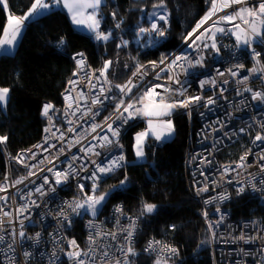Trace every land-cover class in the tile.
Masks as SVG:
<instances>
[{
	"label": "built area",
	"instance_id": "obj_1",
	"mask_svg": "<svg viewBox=\"0 0 264 264\" xmlns=\"http://www.w3.org/2000/svg\"><path fill=\"white\" fill-rule=\"evenodd\" d=\"M224 2L226 0H218V7ZM260 3L261 0H243L217 11L200 23L199 28L196 26L184 44L163 63L160 61L149 67L139 65L135 58L134 72L125 83L127 87L116 95L85 52L71 56L73 71L61 94V105L56 107L50 101L41 103L39 117L44 126L40 138L13 156L4 153L6 173L0 180V189H3L0 190V237L4 239L0 243V264H78V261L83 264H136L128 254L136 237L138 219L135 216L124 212L121 204H112L108 213L81 223L84 242H80L69 232L80 210L77 214L70 205L83 202L86 196H96L98 188L109 177L125 168L123 139L132 126L148 119L144 105L167 102L175 105L174 114L185 115L191 128L194 118L198 122L194 131L189 129L184 167L191 177L189 189L198 203L197 215L206 229L207 241L197 248L193 258H200L201 251L207 250L213 264H264V159L261 158L264 157V139L255 140L257 135L264 137V101L252 98L254 92L264 95V42L256 39L251 48L245 45L246 53L243 54V48L237 47L229 28L240 25L245 31L249 26L240 18L232 22L220 19L243 7L255 8ZM160 15L166 16L167 23L158 18ZM244 19H248L247 14ZM217 21L216 26L225 31L216 35L218 54L215 56L211 50L206 54L213 57L209 64L202 49L192 43ZM152 23L159 28L164 26L166 32L167 12L162 10ZM91 38L95 43L98 41L95 34ZM163 41L146 48L153 49ZM190 45L193 49L185 55L193 62L203 57V67H189L184 60L171 65V61L183 53V48ZM57 48L60 50V45ZM253 49L261 54L258 60L253 59ZM77 53H83L84 64L80 67L76 59L81 57L73 58ZM205 80L208 83L201 85ZM150 90L152 95H146ZM197 96L200 100L191 99ZM209 99L213 103L209 104ZM93 100L98 102L93 104ZM46 104L53 108L48 116H42ZM129 104L133 108L124 112ZM129 113L133 114L132 118H128ZM153 120L158 121V118ZM109 125L119 128L118 137L112 136ZM105 136L116 142L106 144L102 139ZM236 147L241 149L237 156L227 154L230 148ZM120 155L124 156L121 166L104 174L96 172L98 164L107 166L111 159ZM11 164L23 170L19 183L12 180ZM58 171H68L67 179H62L60 184H56L55 172ZM93 172L99 177L95 192L93 181L87 178ZM80 185H84V191ZM239 188L244 191L238 192ZM239 198L253 203L246 215L235 218L230 205ZM167 228L173 230V224ZM21 231L25 233L23 238L19 236ZM71 241H75V247ZM25 252L29 253L27 257ZM74 252L81 255L70 257L69 253ZM138 253L161 264L179 262L177 246L154 236L147 239Z\"/></svg>",
	"mask_w": 264,
	"mask_h": 264
},
{
	"label": "trees",
	"instance_id": "obj_2",
	"mask_svg": "<svg viewBox=\"0 0 264 264\" xmlns=\"http://www.w3.org/2000/svg\"><path fill=\"white\" fill-rule=\"evenodd\" d=\"M6 2L12 15L23 17L33 0ZM160 4L161 0H105L99 12L100 30L112 31V40L105 44L95 43L90 35L76 31L60 9L52 8L46 15L27 23L15 53L0 56V88L9 89L7 104L3 108L0 106V137H7L0 143V180L6 173L4 153L13 156L40 138L44 126L39 117L41 103L50 101L56 107L61 105V94L73 71L71 56L74 53L85 52L89 62L100 72L105 62L111 61L104 78L116 95L121 91L117 86L125 85L134 72L131 62L127 66L130 54H138V64L149 67L164 60L184 44L188 34L211 8V0H163V7H159ZM159 9L165 10L169 19L166 32L162 26L165 41L155 49L146 48L138 53L152 36L151 31L140 37L137 33L141 27L150 29L152 14H157ZM6 22L7 10L0 3V38ZM118 22L120 28H116ZM61 38L64 40L62 46L59 44ZM241 47L245 54L246 49ZM192 49L184 47L181 55ZM207 53L209 51L203 52L210 64L213 57ZM171 121L173 136L165 141L150 139L146 142L145 159L141 162L134 161L133 134L144 125L138 123L127 131L123 139L126 166L101 185L103 192L97 194L108 193V196L96 217L108 213L112 204L119 203L124 212L139 219L135 249L141 251L151 236L162 237L177 246L178 264H213L207 250L201 251L200 258L192 256L207 241L206 229L197 215L198 203L189 189L191 177L184 167V154L190 142L189 129L194 131L198 122L194 118L191 128L183 114H173ZM240 152L241 149L236 147L230 148L227 154L237 156ZM10 169L14 181L24 175L14 164ZM121 181H124L123 186L119 185ZM251 203L247 198L235 199L230 205L233 217L246 215ZM145 204L155 205L153 212L144 211ZM87 215V211L80 209L79 217L69 229L70 235L80 242H84L81 223ZM169 224H173L171 231L167 228ZM143 258L140 255L132 257L137 264H150L142 263Z\"/></svg>",
	"mask_w": 264,
	"mask_h": 264
},
{
	"label": "snow or ice",
	"instance_id": "obj_3",
	"mask_svg": "<svg viewBox=\"0 0 264 264\" xmlns=\"http://www.w3.org/2000/svg\"><path fill=\"white\" fill-rule=\"evenodd\" d=\"M242 2H243V0H226V2L221 3L218 7V0H211V9L209 10L208 14L204 17V19L201 21V24H203L208 19H210L211 16L215 15V13L217 11H222L224 8L231 6V4H237V3H242ZM0 3L4 4L5 9L7 8V3L5 2V0H0ZM58 3H60V0H53V4H58ZM100 4H101V0H76V2H74V3H69V0H64V7L67 8L69 10V12L72 14V22L74 24H84L85 20L82 18H79V17L83 16L85 9H89V8L92 9L93 10L92 13L89 14L87 17V19L89 21H91L90 23L87 24V27H88L90 32L95 34L96 40L107 41L109 39V37L112 35V33L111 32L104 33V32H101L99 30L101 21L99 18H97L96 10L99 8ZM52 6L53 5H50L48 2H46V0H33V3L31 4V7L29 8L28 12L25 13V15L22 18L9 16L8 26L5 27V29H4L5 38L0 39V47H2L4 45H7L9 47L14 46V44L17 40V37L21 33L24 20H27L30 17L41 15L44 11L49 10ZM153 7H157V5H154ZM159 7H163V0H161V4L159 5ZM244 14H247L248 19H244ZM152 15L155 16L156 14L153 13ZM113 16H115V14H113ZM158 18L161 20H164L165 23H167L166 16L160 15ZM237 18H240L245 24L250 26V28L245 30L243 33L239 32V31L232 33L236 37L237 47H239L241 44H243V45H246L248 48H251L253 42L256 39H259L260 42H264V0H261V3L256 8L243 7L241 9H239L235 14L230 15V16L221 17L220 19L228 21V22H232ZM218 23H219V21L214 22L213 27H215V32H211L209 29H205V32L209 33L208 39L212 40L211 48L217 52L219 51V49L217 48V45L215 42L216 32H224L225 31V29H223V28L216 27V24H218ZM201 24H198L197 28H199L201 26ZM116 27L119 28L120 24L118 23L116 25ZM235 27L239 30L240 25H235ZM149 31L156 32L158 34V36H160V37H163L165 35V32L163 29L158 28L156 23H152L151 29H145V28L141 27L139 29V32L137 33V36L140 37ZM229 31H231V30H229ZM204 34L205 33H201L200 35L202 36ZM191 35L192 34L190 33L189 36H191ZM242 36H243V39H242ZM196 39L199 40L200 37L197 36ZM137 42H139V40ZM126 43L127 42H125V44ZM154 43H155V41H153L152 38L149 37L148 44L152 45ZM193 43H195V41H193ZM59 44L61 46L64 44L63 38H61ZM118 47H119V45H118ZM190 47H191V45H190ZM204 47L207 48V47H209V45L204 44ZM260 55L261 54L259 52H256L253 49L252 56H253L254 60H258ZM76 57H81V58L76 59ZM73 58L76 59V63H77L78 67H80L84 64L83 53H77ZM181 60L186 61L189 65V67H196V66L203 67V63H202L203 57H200L193 62L191 59H189V57L187 55H177L175 57V59L171 61V65H175ZM110 63H111V61L105 62L104 68L101 70V73H100L102 76L105 75ZM161 63H163V59L161 60ZM240 66L242 67V65H240ZM220 74L223 75V73H220ZM232 75H235V73H232ZM157 78H159V74H157ZM169 79H172V77H169ZM129 83H131V82H129ZM206 83H208L207 80L201 81V85L206 84ZM213 84H214V81H213ZM117 87H119L120 90L123 92L127 86L126 85H118ZM165 90L167 91L168 89H165ZM246 91H248V89H246ZM8 92H9V89L0 88V106L5 105L7 103ZM146 95L151 96L152 91L151 90L148 91L146 93ZM252 98H253V100L264 101V95H262L259 92H254ZM65 99L67 100L68 97H65ZM191 99L198 101V100H200V97L197 96V97H193ZM97 102L98 101L93 100V104H95ZM208 103L209 104L213 103V100L209 99ZM69 107H70V105H69ZM156 107H159V105H156ZM52 108H53V106L51 104L44 105L42 112H41V115L42 116H48L49 110ZM119 108H120V105H117V109H119ZM131 108H133V105L129 104L126 108H124V112H129V109H131ZM170 114L171 113L167 110H162L159 112H154L152 110H148L145 112V115H147L149 117L154 116V115L155 116H167ZM132 115H133L132 113H129L128 118H132ZM161 128H166L167 132L170 134L173 130L172 122L171 121L162 122ZM149 129L152 130L151 134L154 135L157 140H160L161 137L165 134L164 131L157 132V131L153 130V125H152L151 120H149ZM108 130L112 133L113 137L119 136V128L114 129V128H112L111 125H109ZM45 131H48V129H45ZM93 131H95V128H93ZM147 135H148V133H146V132H141V133H138L136 135L135 149H136V156L138 159H141L144 156L143 141ZM62 138L63 137H61V139ZM6 139H7V137H0V143H3L4 141H6ZM102 139L106 142V144H111V143L116 142V141L109 139L107 136L103 137ZM262 139H264V137H262L261 135H257L255 137V140H257V141H260ZM81 150L86 151V152L91 151V149H88V150L81 149ZM93 154L98 155V153H93ZM261 158L264 159V157H261ZM75 159H76V157H73V160H75ZM243 159H244V157H241V160H243ZM123 160H124V156L120 155L119 157L111 159L108 162L107 166L98 164L97 168H96V172H99L101 174L110 172V171L114 170L116 167L121 166L120 162ZM70 169H71V166H70ZM71 170L75 171L74 169H71ZM49 171H51V169H49ZM96 172H93V174L90 177H87L88 179H91L93 181V184H92L93 192H95V190H96V181L99 179V177L96 175ZM55 176H56V184H60L62 182V179L63 180L67 179L68 171L55 172ZM44 179H45V183H48L47 177H45ZM19 182H21V181H17V183H19ZM123 183H124V181H121V184H123ZM80 188H81V191H84V185H80ZM0 190H3V189H0ZM37 191L39 192V191H41V189L37 188ZM243 191H244L243 188L238 189V192H243ZM103 199H104V195H101L99 197L86 196L85 199L83 200V202H76L74 205H70V207H72L73 212H76L77 214H79L78 210L84 209L87 212H91L92 215L95 216L97 211H98L97 205H99ZM154 208H155V205H151V204H145L144 205V211H146L148 213L153 212ZM117 211H119V209H117ZM65 219H67V217H65ZM36 235L39 236V233H37ZM131 235H132V233L129 232L128 236L131 237ZM19 236L21 238H23L25 236V233L23 231H21L19 233ZM3 239H4L3 237H0V243H3ZM241 239H243V237H241ZM70 243L72 246L75 247V241H71ZM8 247L12 248V245L9 244ZM151 247H152V245L150 242L149 248H151ZM168 250L173 252V253H175V251H176L175 249H168ZM128 254L129 255L134 254V252L131 248L128 249ZM24 255L27 257L29 255V253L25 252ZM80 255H81L80 252L69 253L70 257H79ZM104 255H107V253H104ZM78 264H83V261H78ZM157 264H160V261H157Z\"/></svg>",
	"mask_w": 264,
	"mask_h": 264
},
{
	"label": "rangeland",
	"instance_id": "obj_4",
	"mask_svg": "<svg viewBox=\"0 0 264 264\" xmlns=\"http://www.w3.org/2000/svg\"><path fill=\"white\" fill-rule=\"evenodd\" d=\"M256 7H258V6H256ZM255 7V8H256ZM157 10V9H156ZM162 11V9H159V11L157 12V14L155 15V16H153V17H151V19H150V29H151V24H152V21H153V19L160 13ZM151 16V15H150ZM99 19H100V13H99ZM119 24H120V22H118ZM249 26V25H248ZM217 27V26H216ZM117 28V27H116ZM120 28V27H119ZM158 28H159V26H158ZM249 28H250V26H249ZM161 29H163L164 30V28L163 27H161ZM211 32H215V27H210V28H208ZM229 30H231L230 32L231 33H234V32H241V33H243L244 31L241 29V28H239V30L235 27V26H233V27H230L229 28ZM101 32H104V33H108V32H111L112 33V31L111 30H107V31H105V30H100ZM194 31V29L190 32L191 34H192V32ZM189 33V34H190ZM203 33H205L204 35H199V37H200V39L199 40H197V39H195L194 41H195V43H192V46H196V47H199V48H201L202 49V51L204 52V51H209L210 52V50L215 54V56L218 54V52L217 51H214L212 48H211V44H212V40H210V39H208V35H209V33H207V32H203ZM217 33L218 32H216V35H217ZM189 34H188V36L186 37V39L189 37ZM233 35V34H232ZM151 36H152V40L153 41H155V43L156 42H158L159 40H161V39H163L164 41H165V35L163 36V37H160V36H158V34L156 33V32H151ZM233 37H234V39H235V41H236V37H235V35H233ZM242 39H243V36H242ZM112 40V35L109 37V39L107 40V41H96V43H102V44H105V43H108V42H110ZM215 42H216V40H215ZM237 42V41H236ZM204 44H208L209 45V47H207V48H205L204 47ZM160 45V44H159ZM158 45V46H159ZM148 46H150V45H146L145 47L144 46H142L141 48H140V50H139V52L138 53H140V52H144L145 51V48L146 47H148ZM158 46H155L153 49H155L156 47H158ZM240 46H245V45H243V44H241ZM127 50V49H126ZM150 50H152V49H150ZM127 51H129V50H127ZM130 52V51H129ZM137 56H138V54H130L129 56H128V61H127V66L130 64V62L132 63V65H134V59L136 58V60H137ZM100 72V71H99ZM101 73V72H100ZM102 76V75H101ZM103 77V79L107 82V80L104 78V76H102ZM2 108L4 107V106H1ZM162 110H167V111H169L171 114L170 115H167L166 117H172L173 116V104L171 103V102H168V103H165L164 104V106L162 107V109H161V111ZM163 117H165V116H163ZM166 117L165 118H161L158 122H157V126L158 127H160L161 128V124H162V122H165V121H171V118L170 119H166ZM149 119V118H148ZM147 119V120H148ZM153 120V119H152ZM155 121V120H154ZM172 122V121H171ZM143 125H144V123H142ZM164 129V132L166 133V134H168V136H171V135H173V130H172V132L169 134L168 132H167V130H166V128H163ZM141 132H146V133H148V127H143L142 129H139V130H137V131H135L134 132V134H133V136H134V143H133V154H134V161L135 162H141V161H143L144 159H145V144H146V142H148L150 139L151 140H153V138L149 135V133H148V135L146 136V138L144 139V141H143V150H144V156H143V158H141V159H138L137 158V156H136V149H135V145H136V135L138 134V133H141ZM167 136V137H168ZM163 138H164V136L159 140V141H157V142H160V141H163ZM119 185L120 186H123L124 185V183L123 184H121V182L119 183ZM98 192H99V194H100V192H103L102 191V186H100L99 188H98V190H97ZM106 194V195H105ZM101 195H104V199L101 201V203L99 204V205H97V209H98V211H97V213H96V215L95 216H93L92 215V213L91 212H88V215H87V217L85 218V219H87V218H89V219H92V218H95L97 215H98V213L101 211V209L103 208V206H104V204H105V202H106V200H107V196H108V193H103V194H101ZM101 195H98L97 194V196L96 197H99V196H101ZM84 213V211L82 212V214ZM136 217V216H135ZM137 219H138V217H136ZM139 220V219H138ZM84 221V220H83ZM83 221H82V224H83ZM158 240H160V241H166V242H169V241H167L166 239H164V238H162V237H156ZM135 240H136V237H135V239H134V246H135ZM147 241V240H146ZM146 241H145V243H146ZM145 243H144V245H145ZM144 245H143V247H144ZM133 246V252H134V254L133 255H130L131 257V260L133 261V262H135L136 261V259H132V257L133 256H135V255H140L141 257H145V255H143V254H140V253H138L140 250H138V249H135V247ZM145 258H147V257H145ZM145 258H143V259H141V261H142V263H144V262H149L150 264H157V261H154L153 259H150V258H148V259H145ZM136 264H137V262H135ZM161 264V263H160ZM162 264H167V263H162ZM171 264H174V263H171Z\"/></svg>",
	"mask_w": 264,
	"mask_h": 264
},
{
	"label": "crops",
	"instance_id": "obj_5",
	"mask_svg": "<svg viewBox=\"0 0 264 264\" xmlns=\"http://www.w3.org/2000/svg\"><path fill=\"white\" fill-rule=\"evenodd\" d=\"M5 2H6V0H5ZM46 2H48L50 5H53V6H52L49 10L44 11L41 15L34 16V17H30L29 19L24 20V23H23V26H22L21 33H20L19 36L17 37V40H16L14 46L9 47V46H7V45H4V46L0 47V56H1V55H13V54L15 53L16 49H17V46H18V44H19V41H20V39H21V36H22V34H23V32H24V29H25L27 23H28L29 21H31V20H34V19H36V18H39V17H41V16L46 15V14H47L52 8H53V9H60L61 11H63V12L66 14V16L68 17V20L70 21L71 25L73 26V28H74L76 31H78V32H80V33H84V34H86V35H90V36H91L92 34H94V33L90 32L89 29H88V27H87V24L91 22V21H89V20L87 19V17H88L89 14L92 13V11H93L92 9H90V8H89V9H85V10H84V13H83V16H82V17H79V18H82V19L85 20V23H84V24H74V23L72 22V14L69 12V10H68L67 8L64 7V0H60V3H58V4H53V0H46ZM74 2H76V0H69V3H74ZM6 3H7V2H6ZM104 4H105V0H101V4H100L99 8L96 10L97 18H99V12H100V9H101V7H102ZM2 6L4 7V4H3V3H2ZM4 8H5V7H4ZM6 10H7V22H6V26H5V27L8 26L9 16L17 17V16H15V15H12V14L8 11V6H7ZM21 18H22V17H21ZM99 30H100V28H99ZM4 38H5V36H4V31H3L2 36H1L0 39H4ZM8 95H9V94H8ZM7 102H8V97H7ZM167 103H168V102H167ZM6 104H7V103H6ZM6 104H5V105H6ZM164 104H165V103H164ZM164 104L146 103V104L144 105L145 112L148 111V110H152V111H154V112H159V111H161V109H162V107L164 106ZM5 105H2V106L5 107ZM156 105H159V107H156ZM147 117H148L149 119L144 123V127H148V133H149V135L153 138V140H155V141H159V140H157V139L155 138L154 135L151 134V131H152V130L149 129V120L152 121L153 130H155V131H157V132H160V131H164V129L158 127L156 121H154V120H152V119H153V118H158V121H159L161 118H165L166 116L163 117V116H155V115H154V116H151V117H149V116H147ZM166 118H167V117H166ZM164 133H165V132H164ZM163 136H164L163 141H165V140H169L173 135L168 136V134L165 133ZM163 136H162V137H163ZM167 136H168V137H167ZM162 137H161V138H162Z\"/></svg>",
	"mask_w": 264,
	"mask_h": 264
},
{
	"label": "clouds",
	"instance_id": "obj_6",
	"mask_svg": "<svg viewBox=\"0 0 264 264\" xmlns=\"http://www.w3.org/2000/svg\"><path fill=\"white\" fill-rule=\"evenodd\" d=\"M171 117H169L168 119H170ZM96 196H97V194H96Z\"/></svg>",
	"mask_w": 264,
	"mask_h": 264
}]
</instances>
